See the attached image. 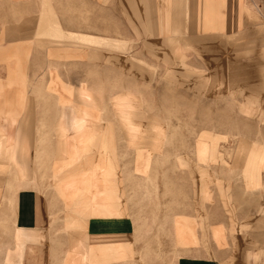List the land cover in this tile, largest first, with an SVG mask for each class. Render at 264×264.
Returning a JSON list of instances; mask_svg holds the SVG:
<instances>
[{
    "label": "crops",
    "instance_id": "obj_1",
    "mask_svg": "<svg viewBox=\"0 0 264 264\" xmlns=\"http://www.w3.org/2000/svg\"><path fill=\"white\" fill-rule=\"evenodd\" d=\"M251 4L264 9V0H0L11 264H264V146L241 137L228 168L216 144L196 160L160 154L167 123L143 98L144 73L156 70L141 52L149 39L153 55L173 59L168 78L213 96L241 84L264 107V16ZM188 42L205 48L213 72L186 65L175 48Z\"/></svg>",
    "mask_w": 264,
    "mask_h": 264
},
{
    "label": "rangeland",
    "instance_id": "obj_2",
    "mask_svg": "<svg viewBox=\"0 0 264 264\" xmlns=\"http://www.w3.org/2000/svg\"><path fill=\"white\" fill-rule=\"evenodd\" d=\"M50 6L54 10V6L52 4ZM248 7L264 16V9L259 10L253 4L248 5ZM246 25L245 10V15L242 11L240 28H245ZM148 42L149 39L144 40V47L141 52L146 66L152 69L156 68V70L153 72V77L150 72L144 73L143 98L145 99V107L147 110L151 113L159 114L165 123H167L165 129L167 130L168 139L163 143L160 154H168L169 148L176 149V152L177 150L185 152L196 160V149L199 153L204 154L205 158L211 154V148L217 146L219 149L222 148V152L225 153L224 160H226L223 162L220 161L219 163H222L223 167L228 168L229 165L230 167L234 165L233 157L230 156L237 149L238 145H240L241 137H246L253 144L264 146V107L261 104V100L248 97L246 92L242 91L241 84L240 91H235L236 94L234 96H231L232 94L229 91H224L221 95L213 96L207 94V90L187 86L168 78L165 71L171 65L170 63L173 59L165 60L153 55L148 47ZM178 46L175 49L181 56H184L186 65L201 70H208V73L213 72V64L210 62L207 64L204 56L205 48L203 46H198L190 42ZM179 64L181 66L178 65L174 73L176 69H179V75L182 77V62ZM235 89L238 88L235 87ZM213 132L223 133V140L219 138L213 140L214 138L210 137ZM201 133H204L203 137L208 138L207 141L199 139L198 136H201ZM0 139H2V136ZM219 142L222 143L220 144ZM237 142L239 144H235ZM200 148L202 152L199 150ZM228 150L231 154L228 153ZM163 158L161 163L164 166L168 163V160H166L168 157L165 155ZM15 163L17 164V162ZM153 163L157 165L159 162L155 159ZM198 163L191 160L188 156L180 158L181 166L189 165L191 168H196L195 170H199ZM22 165L20 163L19 167L17 164L18 174L20 176L24 172ZM193 179L195 178L193 177ZM5 180L13 181L14 177L7 178L6 176H0V184L2 185L0 187V206L7 192V187L3 185L5 184ZM145 188L147 187L145 186ZM147 190L150 192L153 191L151 189ZM147 190L145 197H152L153 192L148 195L146 194L148 192ZM11 195L14 196V193ZM9 197L10 195L6 196L4 200L6 201ZM9 214L10 211L8 210L5 222L0 224V264H11V262L5 261V258L7 255L10 256V250L14 251L17 248V241L15 239L17 231L13 223L14 214L12 213L11 216ZM154 228L155 226L149 231H153ZM148 252L149 249H145L144 258L148 256Z\"/></svg>",
    "mask_w": 264,
    "mask_h": 264
},
{
    "label": "bare ground",
    "instance_id": "obj_3",
    "mask_svg": "<svg viewBox=\"0 0 264 264\" xmlns=\"http://www.w3.org/2000/svg\"><path fill=\"white\" fill-rule=\"evenodd\" d=\"M1 141V140H0ZM4 143L1 141L0 142V150H3L4 149ZM15 162L19 161L20 163L23 164V160H22V154H16V157H15ZM17 160V161H16ZM6 164H3L1 163L0 164V171L3 172V171H6L7 169V166H5ZM13 195H10V197L5 201L2 202L1 204V208H0V224L4 223L5 222V219H6V216H7V211L9 210L10 211V216L11 214L13 213L15 215V204H14V199H13ZM5 261H9L11 262V258L9 255L6 256L5 258Z\"/></svg>",
    "mask_w": 264,
    "mask_h": 264
}]
</instances>
